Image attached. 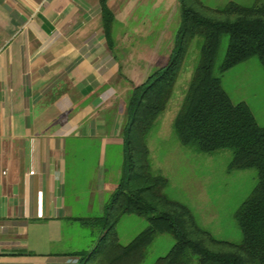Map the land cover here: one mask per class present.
I'll use <instances>...</instances> for the list:
<instances>
[{
  "label": "crops",
  "instance_id": "obj_1",
  "mask_svg": "<svg viewBox=\"0 0 264 264\" xmlns=\"http://www.w3.org/2000/svg\"><path fill=\"white\" fill-rule=\"evenodd\" d=\"M101 21L100 0H0V264H81L100 239L84 222L121 181L127 120ZM140 49L159 67L163 50Z\"/></svg>",
  "mask_w": 264,
  "mask_h": 264
},
{
  "label": "trees",
  "instance_id": "obj_2",
  "mask_svg": "<svg viewBox=\"0 0 264 264\" xmlns=\"http://www.w3.org/2000/svg\"><path fill=\"white\" fill-rule=\"evenodd\" d=\"M109 1L100 0L101 22L113 52L116 20ZM178 2L181 22L168 63L143 84L133 86L126 98L122 178L103 216L84 222L100 227L101 236L91 252L77 254L81 264H142L161 234L172 235L176 243L155 264H192L193 258L197 264H264V126L257 123L248 105L232 102L220 77L255 57L264 68V4L245 7L230 2L212 9L200 0ZM197 37L204 39V45L174 131L184 147L200 154L232 152L229 171H257V185L236 214L241 244L218 240L202 229L187 206L165 195L168 180L151 169L147 137L166 111ZM224 37L229 43L216 73ZM126 215L146 218L149 226L129 245H122L116 229Z\"/></svg>",
  "mask_w": 264,
  "mask_h": 264
},
{
  "label": "rangeland",
  "instance_id": "obj_3",
  "mask_svg": "<svg viewBox=\"0 0 264 264\" xmlns=\"http://www.w3.org/2000/svg\"><path fill=\"white\" fill-rule=\"evenodd\" d=\"M200 1L212 9L223 8L230 2L245 7L264 4V0ZM125 3L126 0L115 1V13L121 21L115 24L113 29L115 56L120 65L118 100L121 102L125 101L132 87L138 85L140 82L138 80L144 82L145 78L156 69L168 63L181 22L180 10L176 4H170L167 9L165 8V11L169 10V12L163 16L162 5L153 7L152 2L145 5L146 0H135L136 5L129 8L132 16L125 17ZM149 19L151 23L148 22ZM228 43L229 38L224 37L216 73L225 59ZM203 45L202 37L192 41L167 109L158 118L147 137L151 169L154 174L164 176L168 180L169 184L164 190L165 195L170 200L187 206L202 229L210 232L218 240L241 244L243 234L238 226L236 214L257 185V171H229L232 152L200 154L194 148L184 147L174 131V121L192 81ZM141 47L149 48L155 51L154 53L163 50V54L159 56V67L148 69L139 62ZM134 68L138 69L136 74L131 71ZM220 77L223 89L232 102L248 105L257 123L264 126V68L259 58H252ZM148 226L149 222L146 218L136 215L124 216L116 229L119 242L122 245H129ZM175 243L176 240L172 235H158L148 249L142 264H155L159 258L165 257L171 251ZM192 264H197L195 258Z\"/></svg>",
  "mask_w": 264,
  "mask_h": 264
}]
</instances>
